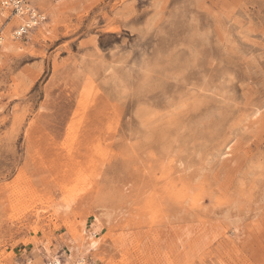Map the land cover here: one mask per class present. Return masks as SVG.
I'll use <instances>...</instances> for the list:
<instances>
[{
    "label": "rangeland",
    "instance_id": "1",
    "mask_svg": "<svg viewBox=\"0 0 264 264\" xmlns=\"http://www.w3.org/2000/svg\"><path fill=\"white\" fill-rule=\"evenodd\" d=\"M27 1L21 38L0 5V264H264V0Z\"/></svg>",
    "mask_w": 264,
    "mask_h": 264
},
{
    "label": "bare ground",
    "instance_id": "2",
    "mask_svg": "<svg viewBox=\"0 0 264 264\" xmlns=\"http://www.w3.org/2000/svg\"><path fill=\"white\" fill-rule=\"evenodd\" d=\"M27 8H29V5H27ZM31 9V8H30ZM17 16L20 17L22 20H24V24L23 25H28L30 27H33V25H36L38 23V20L34 17H28L27 15H25V10H24V7L23 6H17ZM36 11L35 9H33L32 11V14H35ZM43 15V14H42ZM34 16V15H33ZM44 16V15H43ZM22 26V25H21ZM20 26V27H21ZM19 27V28H20ZM18 28V29H19ZM17 29V30H18ZM14 34V33H13ZM1 38V37H0ZM5 48H8L7 46H5ZM72 201L73 199L72 198H65L64 201H63V204H61V207L62 208H65V209H68L71 204H72ZM100 222L99 221H96L95 222V227L97 229V227L100 228ZM84 226L82 228L81 231H77L76 235H75V239L78 243H80V246L81 245H85V242L87 243V250H95L97 245H98V235L99 233L94 230V231H89L87 229V224L85 225H82ZM77 228V227H76ZM75 234V233H74ZM75 244V243H74ZM74 249H77L79 246H73ZM70 251V252H69ZM72 250H70L69 248L66 249V251L63 252L62 255H55V254H50L49 256L51 257V262H48V263H45V264H63L62 263V259L61 257L64 256V255H67L69 258H73L72 256ZM83 252H81L80 254H77V257L75 259V261H77L78 264H85V258L83 257L82 255ZM48 255H46L47 257ZM66 264H71L70 262H67Z\"/></svg>",
    "mask_w": 264,
    "mask_h": 264
},
{
    "label": "built area",
    "instance_id": "3",
    "mask_svg": "<svg viewBox=\"0 0 264 264\" xmlns=\"http://www.w3.org/2000/svg\"><path fill=\"white\" fill-rule=\"evenodd\" d=\"M0 5H11L15 12L17 11V6H23L25 10V14H28L29 17L31 16L36 18L38 22L44 19L42 13L38 12L36 9H35L36 13L32 14L34 8L28 3L27 0H0ZM27 5H29V8H27ZM29 28L30 26L28 25H22L18 30L16 29L14 31V36L16 38H21L25 36L28 33Z\"/></svg>",
    "mask_w": 264,
    "mask_h": 264
}]
</instances>
